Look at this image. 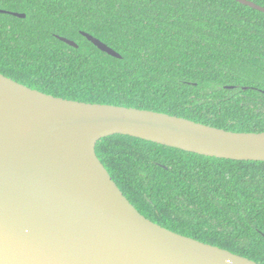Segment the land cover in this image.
<instances>
[{
    "label": "trees",
    "instance_id": "obj_1",
    "mask_svg": "<svg viewBox=\"0 0 264 264\" xmlns=\"http://www.w3.org/2000/svg\"><path fill=\"white\" fill-rule=\"evenodd\" d=\"M248 1L264 7V0ZM0 11L26 15L0 13V74L21 85L70 101L264 132L262 12L234 0H0ZM96 153L147 219L264 264V162L121 135L100 140Z\"/></svg>",
    "mask_w": 264,
    "mask_h": 264
},
{
    "label": "water",
    "instance_id": "obj_2",
    "mask_svg": "<svg viewBox=\"0 0 264 264\" xmlns=\"http://www.w3.org/2000/svg\"><path fill=\"white\" fill-rule=\"evenodd\" d=\"M234 1L264 13L253 2ZM82 35L122 59L99 39ZM115 135L200 156L264 162V132L65 100L0 74V264H258L143 216L96 153L100 140Z\"/></svg>",
    "mask_w": 264,
    "mask_h": 264
}]
</instances>
